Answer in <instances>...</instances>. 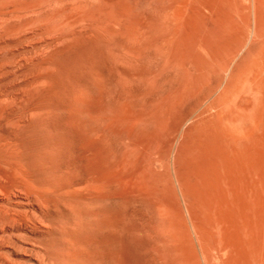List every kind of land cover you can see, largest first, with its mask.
Listing matches in <instances>:
<instances>
[{
	"label": "rangeland",
	"instance_id": "rangeland-1",
	"mask_svg": "<svg viewBox=\"0 0 264 264\" xmlns=\"http://www.w3.org/2000/svg\"><path fill=\"white\" fill-rule=\"evenodd\" d=\"M262 54L264 0H0V264H223L194 127Z\"/></svg>",
	"mask_w": 264,
	"mask_h": 264
},
{
	"label": "bare ground",
	"instance_id": "bare-ground-1",
	"mask_svg": "<svg viewBox=\"0 0 264 264\" xmlns=\"http://www.w3.org/2000/svg\"><path fill=\"white\" fill-rule=\"evenodd\" d=\"M185 7L170 14L172 16H168L167 21L179 22ZM253 62L252 72L248 73L245 68V75L238 78L233 75L230 83L213 99L210 109L201 114L194 127L200 145L190 149L191 156L203 168V175L200 174L203 192L210 191L209 186L215 189V194H209L204 201L208 202L205 206L207 218L203 233L199 230L203 234V250L209 258L214 256L222 260L221 256H226L223 264H264V55ZM235 78L237 84L242 81L247 84L240 87L237 97L250 95L258 98L255 104H251L248 116V121L255 124L252 129L233 131L226 123L230 115L224 107H233L237 103L230 90ZM191 79H184L177 96L191 91ZM220 86L218 82V88ZM179 247L175 242L172 254L165 253L166 258L169 256L170 260H166L169 263L162 264H184L173 254L179 252ZM193 250L192 246L186 249L190 255L197 256ZM145 253L149 255V252ZM152 258L151 264H161L160 260ZM114 260L120 264H132L126 260Z\"/></svg>",
	"mask_w": 264,
	"mask_h": 264
}]
</instances>
